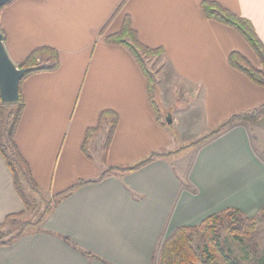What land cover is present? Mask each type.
Returning a JSON list of instances; mask_svg holds the SVG:
<instances>
[{
	"label": "crops",
	"instance_id": "obj_1",
	"mask_svg": "<svg viewBox=\"0 0 264 264\" xmlns=\"http://www.w3.org/2000/svg\"><path fill=\"white\" fill-rule=\"evenodd\" d=\"M203 1L14 0L0 11L4 44L16 65L40 47L59 53L57 70L22 81L25 109L16 133L47 197L99 178L106 167L126 168L152 152L171 153L74 189L39 227L0 245V264H157L164 234L176 227L196 226L230 207L252 217L264 208V157L251 131L264 117L195 146L190 161H175L184 168L180 173L170 159L177 139L168 123L157 121L138 62L126 47L105 39L129 15L140 41L163 49L151 61L162 63L157 69L162 108L180 104L169 113L172 123L176 113L183 117L196 110L193 125L212 130L263 104L264 86L231 65L236 51L261 68L236 29L206 16ZM212 1L250 20L264 44V0ZM176 92L181 99L192 97L185 103L189 108ZM105 110L118 115V124L103 160L108 120L90 142L91 157L83 144ZM24 208L0 152V223Z\"/></svg>",
	"mask_w": 264,
	"mask_h": 264
},
{
	"label": "trees",
	"instance_id": "obj_2",
	"mask_svg": "<svg viewBox=\"0 0 264 264\" xmlns=\"http://www.w3.org/2000/svg\"><path fill=\"white\" fill-rule=\"evenodd\" d=\"M13 1L10 0L1 10ZM202 8L208 18L233 27L250 45L260 60L261 68L253 67L241 53L236 51L231 53L229 57L230 63L234 68L244 72L252 81L264 86V44L257 35L252 22L216 1L204 0ZM105 39L108 43L126 47L136 59L146 77L149 99L153 105L157 121L165 126L167 121L165 120V114L157 96L158 78L155 71L146 63V57L160 56L163 53V49L151 48L142 43L129 15L124 19L121 30L107 35ZM59 65L58 51L45 46L34 50L18 66L28 69V72L22 79L23 81L35 73L55 71L59 68ZM6 104L13 106L6 108ZM24 109L25 100L21 87L20 98L17 102L3 103L0 99V152L13 174L15 188L25 206V209L7 215L4 221L0 223V245H10L23 237L30 229L39 227L61 199L70 194L74 189L90 182L101 181L112 173L135 171L156 159L171 154L170 152L166 153L163 151L152 152L146 158L130 167H106L104 173L99 178L88 181L80 180L67 190L53 197H47L37 184L32 170L16 142L17 128ZM262 117H264V103L255 108L240 111L229 116L216 128L207 131L190 145L200 146L206 144L232 126L245 122L255 123ZM107 120L109 127L102 145L103 160L107 159V154L118 124V115L110 110L103 111L98 125L87 131L83 151L88 157H91L89 151L91 140L103 128ZM29 193L35 194L44 201L43 210L38 213L37 219L33 220L25 217L26 212H35L38 209V205L32 201L35 200L34 197L30 199ZM263 215L264 211L262 212ZM256 228L257 223L255 218L248 216L239 208H226L208 216L196 226L176 227L163 240L157 264H244L232 250L225 248L226 246L221 243V230L226 229L232 236L241 238L242 236L251 234ZM196 233H200L203 238L202 244L198 246L195 245ZM64 238L70 240L68 237ZM87 254L90 253L87 252Z\"/></svg>",
	"mask_w": 264,
	"mask_h": 264
},
{
	"label": "rangeland",
	"instance_id": "obj_3",
	"mask_svg": "<svg viewBox=\"0 0 264 264\" xmlns=\"http://www.w3.org/2000/svg\"><path fill=\"white\" fill-rule=\"evenodd\" d=\"M158 57V56H150L146 57V63L147 65L153 69L157 75V69L158 65H161L162 63L158 62L159 60L154 61L152 63L151 58ZM158 78V77H157ZM179 101L182 102V105L184 104L185 108H189V105H186V101L192 102V97H188L187 100L181 99L180 95L176 92ZM157 96H158V90H157ZM159 100V98H158ZM13 105L6 104V108L11 107ZM162 108V104H160ZM180 104L173 103L168 109H163V112L165 114V120L167 115H169L170 111H175L179 109ZM166 111L168 113H166ZM198 115V112L191 110L190 112H187L183 117L176 113L177 120L174 123H168V128L173 133V135L177 139L176 145L173 147V151L176 153H173L171 156L172 161H177V159H181V161L187 162L190 161L191 158L194 156L195 151L193 150L195 145H190L193 143L196 139H198L201 135H203L208 129H206V126L204 123H201V125H193L194 117ZM171 114V113H170ZM167 121V120H166ZM233 127V126H232ZM252 134H253V144L257 148L258 152L264 157V124L262 125H254L252 124ZM262 128V129H261ZM261 133L263 135H261ZM258 135V136H257ZM190 145V146H189ZM177 170L182 173L184 171V168H182L181 165L177 164L175 162ZM30 199L34 197V201L38 205V209L35 212H26V218L27 219H37L38 213L41 212L44 208V201L41 200L40 197L36 196L33 193H29ZM25 209V208H24ZM264 211V208L258 211V213L253 216V218L256 219L257 228L251 232V234L242 236L241 238H236L229 234V232L226 229L221 230V243L226 246L225 248H228L233 251L235 255H237L241 261L244 264H264V215L262 216V212ZM252 217V216H250ZM170 233H165L163 236V240L169 235ZM162 240V242H163ZM203 238L201 237L200 233L195 234V245L198 246L202 244ZM162 246V245H161ZM160 250V249H159ZM160 256V252H159ZM159 261V258H158Z\"/></svg>",
	"mask_w": 264,
	"mask_h": 264
},
{
	"label": "water",
	"instance_id": "obj_4",
	"mask_svg": "<svg viewBox=\"0 0 264 264\" xmlns=\"http://www.w3.org/2000/svg\"><path fill=\"white\" fill-rule=\"evenodd\" d=\"M9 1L0 0V11ZM27 72V68H20L11 60L0 28V97L3 103H15L19 100L21 81ZM166 120L167 123H172L170 114L167 115Z\"/></svg>",
	"mask_w": 264,
	"mask_h": 264
}]
</instances>
